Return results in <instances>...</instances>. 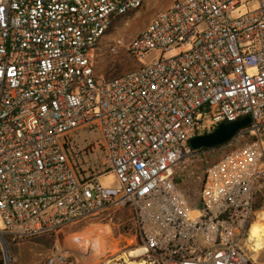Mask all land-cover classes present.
I'll return each instance as SVG.
<instances>
[{
    "label": "built area",
    "instance_id": "2783aa9c",
    "mask_svg": "<svg viewBox=\"0 0 264 264\" xmlns=\"http://www.w3.org/2000/svg\"><path fill=\"white\" fill-rule=\"evenodd\" d=\"M144 1L0 0V264L15 260L11 243L107 207L127 209L136 264H264L242 246L264 177V0L236 18L241 0H173L126 45L138 67L98 80L100 40ZM177 47L188 48L164 57ZM245 116L248 126L208 149L254 138L197 176L193 208L174 181L198 154L190 139ZM94 135L114 188L82 166ZM82 259L55 244L44 264Z\"/></svg>",
    "mask_w": 264,
    "mask_h": 264
},
{
    "label": "rangeland",
    "instance_id": "374dc122",
    "mask_svg": "<svg viewBox=\"0 0 264 264\" xmlns=\"http://www.w3.org/2000/svg\"><path fill=\"white\" fill-rule=\"evenodd\" d=\"M172 1L145 0L141 7L113 19L110 28L100 40L95 51L94 71L98 80L116 78L138 67L140 63L127 51L126 45L149 23L156 12ZM258 6V0H241L232 11V17L244 15L257 9ZM117 39H121L122 43L114 51L110 50L109 45ZM186 48H173L165 52L164 57L176 55ZM151 56L153 55H148V57ZM245 140V138H241L235 141L234 145L238 146ZM102 146V140L94 135L92 150L83 153L82 158L85 163L82 166L95 169L96 173H99L98 183L101 187L114 188L118 185V179L108 165L102 164ZM199 159L200 157H193L182 160L177 165L178 169L175 173L178 175L185 172L190 174L191 166L198 164ZM255 204L259 205L257 210L264 209V177L258 181ZM127 218L126 208L107 207L95 216L67 225L57 234L18 240L9 245L10 255L12 259H15L12 264H44L55 244H59L66 251L80 254L83 257L81 264H127L131 260L130 257L136 256L134 250H131L134 233L126 227ZM4 229L5 224L0 214V231L3 232ZM94 234L97 236V240H101V243L96 244L92 251L81 242L86 240L91 242ZM5 239L9 240L8 237ZM260 258V260H264V254H261Z\"/></svg>",
    "mask_w": 264,
    "mask_h": 264
},
{
    "label": "trees",
    "instance_id": "16d2710c",
    "mask_svg": "<svg viewBox=\"0 0 264 264\" xmlns=\"http://www.w3.org/2000/svg\"><path fill=\"white\" fill-rule=\"evenodd\" d=\"M253 138H254L253 136L245 137L246 140L244 143L252 140ZM242 144H239L238 146ZM238 146H235L233 144L230 147H224V148H220L214 151L211 149H206V148L195 150V152H198V154L194 157L195 158L200 157L199 159L200 162L196 165L191 166L192 170L190 174H188L187 172L179 174V175L177 173L174 174V181L176 182L180 190L183 191L189 204L193 208L200 207V199L198 198V194L203 184L202 176L200 178H198L197 176H200V173H202V171L205 168H207L208 166L216 162L221 156L229 152L234 147H238ZM258 207L259 205H256L254 203L253 210L256 211ZM1 256H2V253L0 251V257ZM0 263H2V258H0Z\"/></svg>",
    "mask_w": 264,
    "mask_h": 264
},
{
    "label": "water",
    "instance_id": "95a60500",
    "mask_svg": "<svg viewBox=\"0 0 264 264\" xmlns=\"http://www.w3.org/2000/svg\"><path fill=\"white\" fill-rule=\"evenodd\" d=\"M249 123V116L234 121L221 122L213 131L191 138L189 141L190 146L195 150L223 146L231 141L240 129L248 126Z\"/></svg>",
    "mask_w": 264,
    "mask_h": 264
},
{
    "label": "clouds",
    "instance_id": "9594fccd",
    "mask_svg": "<svg viewBox=\"0 0 264 264\" xmlns=\"http://www.w3.org/2000/svg\"><path fill=\"white\" fill-rule=\"evenodd\" d=\"M255 216L256 219L247 228L242 246L252 254L254 260H257L261 254H264V209L257 210ZM231 234L229 232V236Z\"/></svg>",
    "mask_w": 264,
    "mask_h": 264
},
{
    "label": "bare ground",
    "instance_id": "6f19581e",
    "mask_svg": "<svg viewBox=\"0 0 264 264\" xmlns=\"http://www.w3.org/2000/svg\"><path fill=\"white\" fill-rule=\"evenodd\" d=\"M91 234H93L91 232ZM95 235V234H94ZM90 236V234H89ZM93 236V235H92ZM103 240V239H102ZM78 242V241H77ZM101 243V240H97V236L95 235L94 238H92L91 242L89 241H85V242H81V244H85V246L88 248V249H91L92 251L94 250L96 244H100ZM79 246V245H78ZM135 254L137 255L138 251L137 250H134ZM127 264H136L135 262L133 261H129ZM137 264H141V263H137Z\"/></svg>",
    "mask_w": 264,
    "mask_h": 264
}]
</instances>
